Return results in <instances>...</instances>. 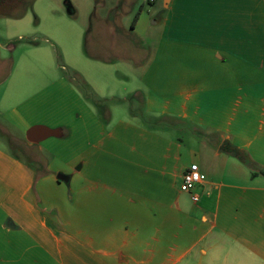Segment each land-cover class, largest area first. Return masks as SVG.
Masks as SVG:
<instances>
[{
  "label": "crops",
  "instance_id": "crops-1",
  "mask_svg": "<svg viewBox=\"0 0 264 264\" xmlns=\"http://www.w3.org/2000/svg\"><path fill=\"white\" fill-rule=\"evenodd\" d=\"M145 3L132 28L115 4L93 13L84 55L48 10L80 89L44 50L0 79L2 134L59 132L25 139L29 162L0 139V264H264V177L221 151L264 170V0Z\"/></svg>",
  "mask_w": 264,
  "mask_h": 264
},
{
  "label": "rangeland",
  "instance_id": "rangeland-1",
  "mask_svg": "<svg viewBox=\"0 0 264 264\" xmlns=\"http://www.w3.org/2000/svg\"><path fill=\"white\" fill-rule=\"evenodd\" d=\"M29 1L31 0H24L22 6L14 7L11 14L20 12L23 7L28 5ZM145 1L146 0H136L131 3V0H96V4L98 5L95 6L93 0H34L32 9L30 7V10L23 18L19 20L0 18V56L5 57V62L0 61V79L5 77L8 72L11 71V68H14L15 71L17 65H21L25 58L31 56L34 50H44L51 58L53 70H56L63 78L70 77L72 83L80 89V79L69 71L70 69L68 66V61L72 58L71 53L73 47L69 42V33H71V31L67 25L63 24H59L58 30L54 31V27L51 26L47 18L48 10H52V14L56 18H64L67 22L73 24L76 31L80 29L79 51L84 55L86 53L84 50V37L91 23L93 24H91L93 28L92 36H95V34L97 38L102 36L99 35V22L96 24V20L90 21L93 13L103 16L107 12V7H110L109 5L111 4H115L117 7L119 6L120 13L125 11V9L127 11V14L121 17L122 22L124 24L126 22L131 23L134 13ZM164 1L165 0H163V2ZM117 12L118 11L113 12V16H115ZM129 27L130 24L128 25V28ZM100 42L107 47H111V43H114L112 39L107 40L103 37L100 39ZM38 47L39 49H37ZM111 49L112 50H108V52L102 51L101 53L96 49L92 53L99 56L116 55V50L114 48ZM61 67L65 70L61 71ZM6 132L10 136L4 133L2 134L0 131V139L7 149L23 161L29 162V159L26 158V155L23 153V148L26 145L24 135L18 134L15 130L6 129ZM207 142L210 143L213 142V140L209 138Z\"/></svg>",
  "mask_w": 264,
  "mask_h": 264
},
{
  "label": "trees",
  "instance_id": "trees-1",
  "mask_svg": "<svg viewBox=\"0 0 264 264\" xmlns=\"http://www.w3.org/2000/svg\"><path fill=\"white\" fill-rule=\"evenodd\" d=\"M34 0L29 1L28 5H26V7H23L20 12L16 13V14H11L14 7L16 8V6H22L24 4V0H0V18L2 19H9V20H19L21 18H23L26 13L29 11L32 3ZM134 0H131V3ZM94 4L96 5V0H93ZM140 10H138V12L135 14V16L133 17L132 23H131V28L134 26V23L136 22L138 13ZM221 151H223L226 154L229 155H234L236 158H239L240 162H242L245 166H247L251 171H255V167L256 165L252 162V160L244 153H242L240 150H238L237 148H235L234 146H231L228 143H224L221 147ZM251 172V176H257V175H261L264 177V170L259 169L257 170V172Z\"/></svg>",
  "mask_w": 264,
  "mask_h": 264
},
{
  "label": "built area",
  "instance_id": "built-area-1",
  "mask_svg": "<svg viewBox=\"0 0 264 264\" xmlns=\"http://www.w3.org/2000/svg\"><path fill=\"white\" fill-rule=\"evenodd\" d=\"M205 181L204 174L196 164H191L183 173L180 184V192L191 195L192 202H197V196L192 194L195 187Z\"/></svg>",
  "mask_w": 264,
  "mask_h": 264
},
{
  "label": "water",
  "instance_id": "water-1",
  "mask_svg": "<svg viewBox=\"0 0 264 264\" xmlns=\"http://www.w3.org/2000/svg\"><path fill=\"white\" fill-rule=\"evenodd\" d=\"M58 135H59V132L57 131H50V130H47L41 127H34L27 132L25 139L30 144H36L46 138L56 137ZM56 178L58 181H61V182L68 181V177L63 176V175L58 174Z\"/></svg>",
  "mask_w": 264,
  "mask_h": 264
}]
</instances>
